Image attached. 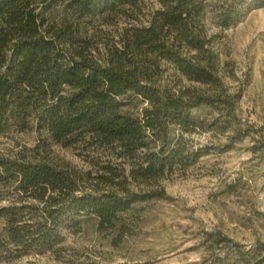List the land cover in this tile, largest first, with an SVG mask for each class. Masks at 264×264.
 Wrapping results in <instances>:
<instances>
[{
    "label": "rangeland",
    "instance_id": "374dc122",
    "mask_svg": "<svg viewBox=\"0 0 264 264\" xmlns=\"http://www.w3.org/2000/svg\"><path fill=\"white\" fill-rule=\"evenodd\" d=\"M229 4L231 18L224 24L220 13ZM160 6L158 0H135L79 15L56 0L45 15L57 22L65 17L80 39L72 45L104 61L118 54L135 28L148 25ZM193 23L219 87L187 78L146 46L126 54L148 65L160 87L206 93L221 88L234 102L232 116L221 104L192 107L195 122L169 125V146L180 150L181 159L148 179L132 176L136 162L119 155L118 148L83 137L64 144L34 122L1 132L0 154L44 153L76 170L88 188L95 184L119 194H155L129 204L112 224L100 225L95 214L68 217L59 223V241L53 245L18 248L0 235V264H251L248 250L264 241V2L204 0ZM179 49L188 55L195 51L183 45ZM119 98L120 110L133 116L148 106L139 94ZM3 188L14 195L12 184ZM8 198L3 196L0 206ZM1 225L0 218V231ZM218 234L230 240L217 242Z\"/></svg>",
    "mask_w": 264,
    "mask_h": 264
},
{
    "label": "trees",
    "instance_id": "16d2710c",
    "mask_svg": "<svg viewBox=\"0 0 264 264\" xmlns=\"http://www.w3.org/2000/svg\"><path fill=\"white\" fill-rule=\"evenodd\" d=\"M53 1L0 0V133L34 122L47 137L64 144L83 137L118 148L119 155L135 160L132 176L148 179L181 159L180 150L169 146V125L187 127L195 122L192 107L221 104L232 116L234 102L221 88L206 93L200 88L160 87L148 65L126 54L146 46L149 53L169 59L187 78L219 87L211 57L203 55L204 39L193 23L204 0H158L161 6L150 23L135 28L118 54L104 61L72 45L80 39L65 17L48 20L45 9ZM59 1L81 15L135 0ZM232 10L231 4L222 9L224 24ZM182 45L194 53L182 54ZM128 93L147 100L141 116L120 110L119 97ZM6 184H12L14 195L4 193ZM154 194H119L95 184L88 188L76 170L44 153L0 154V199L11 198L0 206V235L18 248L53 245L59 241L58 226L64 219L95 214L100 225L112 224L129 204ZM24 197L31 202H21ZM215 240L230 239L218 234ZM248 252L251 264H264V241H256Z\"/></svg>",
    "mask_w": 264,
    "mask_h": 264
}]
</instances>
